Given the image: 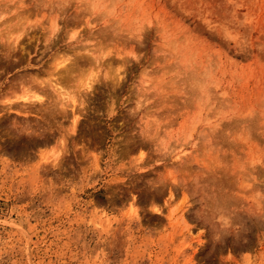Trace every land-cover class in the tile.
Returning a JSON list of instances; mask_svg holds the SVG:
<instances>
[{"label": "rangeland", "instance_id": "rangeland-1", "mask_svg": "<svg viewBox=\"0 0 264 264\" xmlns=\"http://www.w3.org/2000/svg\"><path fill=\"white\" fill-rule=\"evenodd\" d=\"M0 264H264V0H0Z\"/></svg>", "mask_w": 264, "mask_h": 264}]
</instances>
